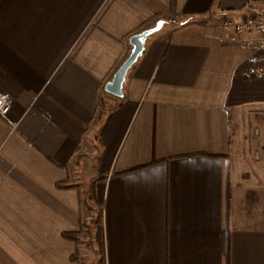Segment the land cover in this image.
<instances>
[{"label":"crops","instance_id":"obj_1","mask_svg":"<svg viewBox=\"0 0 264 264\" xmlns=\"http://www.w3.org/2000/svg\"><path fill=\"white\" fill-rule=\"evenodd\" d=\"M263 9L0 0V264H75L61 233L81 223L79 250L90 245L91 209L102 264H264V75H244L253 48L239 39L252 33L217 27ZM172 15L146 37L122 96L107 93L131 33ZM96 177L98 206L87 200ZM66 179L76 187L58 186Z\"/></svg>","mask_w":264,"mask_h":264},{"label":"built area","instance_id":"obj_2","mask_svg":"<svg viewBox=\"0 0 264 264\" xmlns=\"http://www.w3.org/2000/svg\"><path fill=\"white\" fill-rule=\"evenodd\" d=\"M177 19L173 15L170 18L163 19L164 29H171L177 24ZM219 29L233 28L240 35L251 34L252 36H241L239 43L242 47L253 48V51L247 56L248 66L244 72L246 76L264 75V13L257 12L249 16L238 15L235 18L223 17L218 23ZM235 42L232 37L227 40V44ZM10 105V97L5 92H0V114L6 115ZM257 133L258 129H254Z\"/></svg>","mask_w":264,"mask_h":264},{"label":"trees","instance_id":"obj_3","mask_svg":"<svg viewBox=\"0 0 264 264\" xmlns=\"http://www.w3.org/2000/svg\"><path fill=\"white\" fill-rule=\"evenodd\" d=\"M157 18L153 17L152 19L146 20L142 22L131 34L140 32L150 26V24L153 21H156ZM237 130V126L234 121H230V134L229 137L231 139V136L234 135V133ZM100 177H96L92 181H90L87 191H88V196L87 200L92 202L95 206H98V202L95 197V182L99 179ZM69 182L68 179H66L64 182L59 183L58 186L60 187H76L74 184L67 183ZM95 217L93 219V234H92V240L95 243V253L97 255L96 261L94 264H102L103 261V248H102V241H101V218L99 212L95 211ZM82 234V225L80 223V227L76 231H69V232H62L61 236L67 240H71L75 243V251L69 256L70 261L75 262V264H80V256H79V248H78V243H79V236Z\"/></svg>","mask_w":264,"mask_h":264},{"label":"water","instance_id":"obj_4","mask_svg":"<svg viewBox=\"0 0 264 264\" xmlns=\"http://www.w3.org/2000/svg\"><path fill=\"white\" fill-rule=\"evenodd\" d=\"M162 26L163 20L159 19L154 26L136 32L129 37V43L131 45L130 52L114 71L111 79L105 83L104 89L107 93L117 97L122 96V86L125 81L126 73L142 53L146 37L160 30Z\"/></svg>","mask_w":264,"mask_h":264},{"label":"rangeland","instance_id":"obj_5","mask_svg":"<svg viewBox=\"0 0 264 264\" xmlns=\"http://www.w3.org/2000/svg\"><path fill=\"white\" fill-rule=\"evenodd\" d=\"M260 12L264 13V9H263V11H260ZM254 119L250 122L251 132L253 133V130L256 129V128H258V132H260L261 131L260 130L261 127L259 128V126L257 125V121H255ZM260 133H262V132H260ZM253 152L254 151L252 149L248 150V152L246 153V160L247 161H249V162L250 161H254ZM260 156H261V154H260ZM244 169L246 170V168H244ZM83 177L86 178V175L82 174L81 178H83ZM91 211H92L91 214H92V217H93L92 218V221H93V219L95 217V214H94V210L93 209H91ZM92 234H93V232L92 233L90 232V235H92ZM85 242H86V240H85ZM93 245H95L94 242H92L90 245L86 244L85 245L86 247H80V250H79V256H80L79 262H80V264H94L95 263L97 255L95 253V247H93Z\"/></svg>","mask_w":264,"mask_h":264}]
</instances>
